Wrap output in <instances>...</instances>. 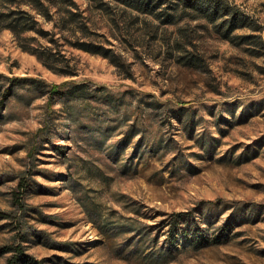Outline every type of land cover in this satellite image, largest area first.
Listing matches in <instances>:
<instances>
[{
    "label": "rangeland",
    "instance_id": "1",
    "mask_svg": "<svg viewBox=\"0 0 264 264\" xmlns=\"http://www.w3.org/2000/svg\"><path fill=\"white\" fill-rule=\"evenodd\" d=\"M128 1L24 2L36 28L0 26V249L264 264V0H219L215 21ZM234 13L248 24L232 29ZM183 210L199 244L168 230Z\"/></svg>",
    "mask_w": 264,
    "mask_h": 264
},
{
    "label": "trees",
    "instance_id": "2",
    "mask_svg": "<svg viewBox=\"0 0 264 264\" xmlns=\"http://www.w3.org/2000/svg\"><path fill=\"white\" fill-rule=\"evenodd\" d=\"M132 1V0H131ZM131 1H128L131 2ZM138 2L144 1L146 5H150L153 0H136ZM30 4L31 6H37L43 4V0H0V26L4 28H10L17 34L35 29L37 21L33 19L31 13L22 9L23 3ZM183 3L185 6H189L196 10L198 16H206L210 20L215 21L219 17L226 13H221L222 6L219 0H178L177 4ZM131 4H134L131 2ZM158 4L155 3V6ZM225 10V9H224ZM222 14V15H221ZM196 16V15H195ZM232 29L244 27L248 24L247 17L240 13H234L232 17L227 19ZM239 22V23H238ZM84 49L100 52L98 49H92L91 47L80 45ZM37 52V51H35ZM39 57L43 60L44 55L39 53ZM21 78H13L12 84L15 85ZM73 87H76L74 85ZM11 87L7 88L4 97L8 96L11 92ZM9 217V214L0 211V219ZM169 232L171 233H183L189 241V245L199 244L206 236V228L201 225L197 220L193 219L192 213L188 210L176 211L171 214V219L168 222ZM27 235H24V239ZM1 252H12V255L8 258V264H43L42 260L35 258L32 254L27 252L24 244L7 245L0 249Z\"/></svg>",
    "mask_w": 264,
    "mask_h": 264
}]
</instances>
